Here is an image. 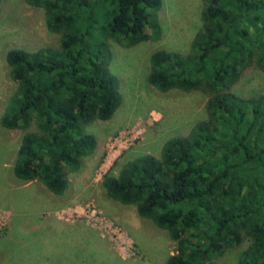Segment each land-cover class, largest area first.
<instances>
[{"label": "trees", "instance_id": "16d2710c", "mask_svg": "<svg viewBox=\"0 0 264 264\" xmlns=\"http://www.w3.org/2000/svg\"><path fill=\"white\" fill-rule=\"evenodd\" d=\"M201 1L188 51L154 50L146 83L161 93L204 94L205 118L167 138L158 157L128 159L100 185L106 199L166 232L175 249L164 264H207L245 243L236 264H264V93L232 90L248 68L264 75V0ZM24 2L43 12L58 43L6 53L15 90L0 126L23 133L15 180L60 197L96 151L88 126L121 106L111 44L159 41L162 0Z\"/></svg>", "mask_w": 264, "mask_h": 264}, {"label": "rangeland", "instance_id": "374dc122", "mask_svg": "<svg viewBox=\"0 0 264 264\" xmlns=\"http://www.w3.org/2000/svg\"><path fill=\"white\" fill-rule=\"evenodd\" d=\"M201 0H162V37L134 48L112 43L110 71L120 84L122 103L107 122L87 131L98 141L94 154L69 176L63 196L42 184H20L12 175L22 136L0 126V264H164L175 249L166 232L138 217L133 207L106 199L102 177L140 154L158 157L164 141L185 135L205 118L206 97L200 92L161 93L146 83L148 58L157 49L186 53L199 27ZM43 12L24 0H0V112L15 90L5 64L7 52L56 46ZM236 95L264 93V75L248 68L232 88ZM17 181V182H16ZM239 249L207 264H236Z\"/></svg>", "mask_w": 264, "mask_h": 264}, {"label": "crops", "instance_id": "0c3cea01", "mask_svg": "<svg viewBox=\"0 0 264 264\" xmlns=\"http://www.w3.org/2000/svg\"><path fill=\"white\" fill-rule=\"evenodd\" d=\"M0 115H1V112H0Z\"/></svg>", "mask_w": 264, "mask_h": 264}]
</instances>
